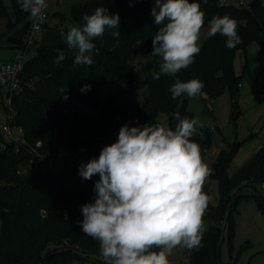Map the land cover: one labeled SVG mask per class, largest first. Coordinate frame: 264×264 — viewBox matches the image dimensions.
I'll return each instance as SVG.
<instances>
[{
	"label": "trees",
	"instance_id": "16d2710c",
	"mask_svg": "<svg viewBox=\"0 0 264 264\" xmlns=\"http://www.w3.org/2000/svg\"><path fill=\"white\" fill-rule=\"evenodd\" d=\"M190 2L199 3L205 13L203 27L210 26L215 16L246 20V27L239 25L237 29L242 43L229 50L225 46L226 37L211 36L192 65L175 76L162 74L159 80H154L152 74L159 71L162 63L161 57L151 56L152 38L162 27L151 16L154 0H83L71 8L73 20L81 27L83 17L97 7H105L110 15L120 17L118 29L106 30L102 38L93 40L94 63L91 66L75 63L76 50L69 49L67 43L40 46L26 60L21 72L23 88L13 97L12 121L23 128L25 143L17 146L10 141L6 148H0V264H41L50 251L55 253L42 264H70L74 259L90 258L72 249L100 255L99 242L85 235L79 224L83 220L81 206L94 202V184L99 176L83 180L79 175L81 164L98 158L101 149L111 144L114 137L118 138L115 133L125 124L131 127L159 123L160 115L165 113L174 130L178 121L173 113L193 119L188 106L190 98L171 97L169 89L176 79L182 82L199 79L205 85L202 93L206 92L210 99L227 91L233 97L239 94L241 77L235 72L236 53L252 41L264 47V0H248V5L222 4L221 0ZM12 6L11 16L5 0H0V19L7 18L5 29L0 30V43H6L15 53L32 49L33 45L27 43L32 19L17 0H12ZM54 15L65 18L60 11ZM112 31H119L120 36L112 37ZM139 41L144 43L136 52L149 55L153 61L152 69L142 65L143 73L130 60ZM57 50L65 54L59 66L55 64ZM122 83L143 89L144 99L139 107L131 109L121 102L125 93ZM107 84L115 88L103 100L101 92ZM85 85H90V90L82 92ZM0 104H5L1 85ZM213 130L208 126L197 128L191 138L200 145L202 158L213 144ZM0 137L4 139L1 131ZM235 153L236 147L223 148L212 164L220 202L213 206L209 201L204 217L213 219L214 224L203 231L200 246L191 250L189 264H223L217 258L223 221L229 203L244 185L255 186L261 195L252 190L241 193L231 208L226 230L233 234L242 201L256 199L264 209L260 191L264 187V143L248 164L230 175ZM56 155L87 158L76 166L53 171L47 167V159ZM35 163L39 165L37 168ZM203 192L209 196L208 188ZM220 220L222 223L215 225ZM61 248L66 249L59 251ZM94 262L104 264L97 259Z\"/></svg>",
	"mask_w": 264,
	"mask_h": 264
},
{
	"label": "clouds",
	"instance_id": "9594fccd",
	"mask_svg": "<svg viewBox=\"0 0 264 264\" xmlns=\"http://www.w3.org/2000/svg\"><path fill=\"white\" fill-rule=\"evenodd\" d=\"M17 2L32 20H45L47 0ZM151 16L156 25H162L152 38L151 56L162 58L152 78L175 76L192 65L201 51L198 40L205 13L190 0H154ZM83 21L82 27L70 26L65 38L67 47L76 50L75 63L91 66L93 40L102 38L106 30L118 29L120 17L97 7ZM239 25L246 27L247 21L215 16L208 36L226 37V48L233 49L242 43ZM111 36L117 38L120 33L112 31ZM57 51L55 64L59 66L65 54ZM90 87L85 85L81 91ZM204 87L197 78L176 79L169 91L172 99L194 98ZM172 115L178 121L174 130L159 123L121 126L116 142L79 168L83 180L99 176L94 202L81 206L79 224L85 235L99 242L104 264H169L173 249L191 250L202 242V218L210 201L203 185L210 169L200 145L191 139L202 125L195 118H181L178 112Z\"/></svg>",
	"mask_w": 264,
	"mask_h": 264
},
{
	"label": "rangeland",
	"instance_id": "374dc122",
	"mask_svg": "<svg viewBox=\"0 0 264 264\" xmlns=\"http://www.w3.org/2000/svg\"><path fill=\"white\" fill-rule=\"evenodd\" d=\"M83 0H47L48 8L45 12L49 15L48 26H44L35 39L31 51L26 55L30 58L40 46H50L66 43V30L70 26H79L73 20L71 8L75 2ZM250 1V0H249ZM10 15H13L12 0H5ZM229 3L238 5L239 0H229ZM56 11L64 14L65 18L54 15ZM7 18L0 19V30H4ZM209 26L202 27L198 44L204 45L208 36ZM63 33V35H62ZM144 41L135 44L131 62L138 71L143 73L142 65L149 60V55H139L136 52ZM12 49L6 43H0V63L9 61ZM235 72L241 77L240 92L233 97L230 91L217 98L210 99L206 92L190 98L189 108L193 111L194 118L199 121L197 128L203 126L213 127V143L204 162L210 169V175L206 178L203 190L209 189L210 203L217 206L220 202V190L218 181L212 177V162L219 153H214L219 143L224 148L236 147L234 159L229 167V174L233 175L238 168L248 164L264 143V99L259 96L264 91V47L257 41H252L246 49H239L235 57ZM125 88L121 102L129 108L139 107L144 99L143 89L126 83L120 84ZM115 88V85L107 84L103 87L101 98L104 100ZM4 99L7 90L3 89ZM5 101V100H4ZM6 103V102H5ZM7 108L0 104V129L6 119L4 111ZM159 124L170 127L168 116L162 113ZM86 156L66 158L63 155L50 156L47 159V167L53 171H59L66 167L76 166L86 160ZM264 197V187L260 188ZM240 213L236 216V226L233 234L226 230L221 248V262L223 264H264V209L260 207L258 200L242 201L239 205ZM203 231L208 230L214 220L203 216ZM222 221L216 222L220 225ZM2 232V219L0 214V235ZM192 250V249H191ZM191 250L184 247H176L168 257L171 264H189ZM93 258L74 259L70 264H95Z\"/></svg>",
	"mask_w": 264,
	"mask_h": 264
},
{
	"label": "built area",
	"instance_id": "2783aa9c",
	"mask_svg": "<svg viewBox=\"0 0 264 264\" xmlns=\"http://www.w3.org/2000/svg\"><path fill=\"white\" fill-rule=\"evenodd\" d=\"M221 3H229V0H221ZM248 0H239V5H248ZM49 15L45 12V20L43 22H37L32 20L27 43L28 46L33 45L35 39L39 32L44 27L45 23L47 22ZM31 51L30 48L19 51L15 53L9 61L0 63V85L2 88H6L7 94L6 102L4 105L7 108L4 113L6 119L3 122V129H0L2 136L4 139L0 137V148L4 149L7 147V142H14L17 146L24 144V130L21 126L13 124L14 114L15 111L13 109V97L15 93L22 90V79H21V72L24 68L25 62L27 60L26 55ZM260 98L264 99V91L259 93ZM118 133H115V136ZM117 138L114 137L111 141V144L116 142ZM82 149L81 151H84ZM34 166L37 168L39 165L35 163ZM21 173V171H19Z\"/></svg>",
	"mask_w": 264,
	"mask_h": 264
},
{
	"label": "water",
	"instance_id": "95a60500",
	"mask_svg": "<svg viewBox=\"0 0 264 264\" xmlns=\"http://www.w3.org/2000/svg\"><path fill=\"white\" fill-rule=\"evenodd\" d=\"M146 67L148 69H152L153 68L152 59L148 60V62L146 63ZM246 190H252L258 196L261 195L260 192L257 190V188L255 186H253V185H244L237 192L236 196L233 197L232 201L229 203V205L227 207V210H226V214H225V218H224V221H223V225H222L220 240H219V243H218V246H217V258H218V261H221V248H222V244H223V241H224V237H225V233H226V229H227L228 218H229V214H230L231 208L236 203V201H237L238 197L240 196V194L243 193ZM64 249H66V248H61V249H59V251L64 250ZM72 250L75 253H77L78 255H80V256L90 257V258L97 259V260H100V261L104 262L102 257L100 255L96 254V253L83 252V251H80V250H77V249H72ZM54 253H55V251H50L47 254H45L44 257L41 260V264L44 261V259H46L47 257L51 256Z\"/></svg>",
	"mask_w": 264,
	"mask_h": 264
},
{
	"label": "crops",
	"instance_id": "0c3cea01",
	"mask_svg": "<svg viewBox=\"0 0 264 264\" xmlns=\"http://www.w3.org/2000/svg\"><path fill=\"white\" fill-rule=\"evenodd\" d=\"M59 17H60V16H59ZM14 54H15V52H14V50L12 49V56H13ZM12 56H11V58H12ZM261 81H262V80L259 81V82H260V86H263L264 83H263V82L261 83ZM240 86H241V84H240ZM263 87H264V86H263ZM263 90H264V89H263ZM260 92H261V91H260ZM260 92H259V93H260ZM261 99H262V98H261ZM213 145H214V143L212 144V146H213ZM211 148H212V147H211ZM216 148H218V149H215V150H214V153H217V152L220 153V151L224 148V145H222L221 143H219L218 146H217ZM212 164H213V162H212Z\"/></svg>",
	"mask_w": 264,
	"mask_h": 264
}]
</instances>
